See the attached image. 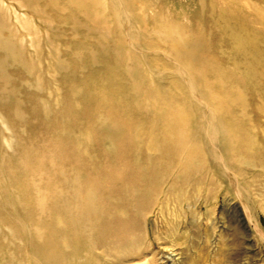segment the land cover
Returning a JSON list of instances; mask_svg holds the SVG:
<instances>
[{
  "label": "rangeland",
  "instance_id": "1",
  "mask_svg": "<svg viewBox=\"0 0 264 264\" xmlns=\"http://www.w3.org/2000/svg\"><path fill=\"white\" fill-rule=\"evenodd\" d=\"M0 264H264V0H0Z\"/></svg>",
  "mask_w": 264,
  "mask_h": 264
}]
</instances>
